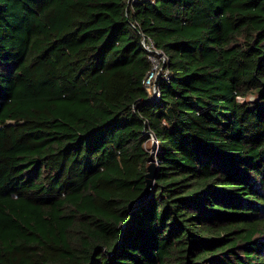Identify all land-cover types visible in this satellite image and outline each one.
<instances>
[{"label": "trees", "instance_id": "1", "mask_svg": "<svg viewBox=\"0 0 264 264\" xmlns=\"http://www.w3.org/2000/svg\"><path fill=\"white\" fill-rule=\"evenodd\" d=\"M0 264H264V0H0Z\"/></svg>", "mask_w": 264, "mask_h": 264}, {"label": "built area", "instance_id": "2", "mask_svg": "<svg viewBox=\"0 0 264 264\" xmlns=\"http://www.w3.org/2000/svg\"><path fill=\"white\" fill-rule=\"evenodd\" d=\"M156 0H128L129 4H135V3H144L149 2L154 4ZM142 46L144 47L145 51L147 52V57L149 61L151 62V71L148 73L146 78L143 81V85L146 89L151 90L152 92H155V80L162 74V76L165 74V72H161L162 68L161 65L166 61L165 56L163 53L159 50H157L152 43L147 42L146 39H142L141 42ZM154 142V141H153Z\"/></svg>", "mask_w": 264, "mask_h": 264}, {"label": "water", "instance_id": "3", "mask_svg": "<svg viewBox=\"0 0 264 264\" xmlns=\"http://www.w3.org/2000/svg\"><path fill=\"white\" fill-rule=\"evenodd\" d=\"M154 172H155V166L153 162L148 163L147 165V172L145 174V188L141 196L134 202L130 204V208L133 207L134 205L140 203L149 193V189L153 183L154 179Z\"/></svg>", "mask_w": 264, "mask_h": 264}, {"label": "rangeland", "instance_id": "4", "mask_svg": "<svg viewBox=\"0 0 264 264\" xmlns=\"http://www.w3.org/2000/svg\"><path fill=\"white\" fill-rule=\"evenodd\" d=\"M153 144V141H151V145Z\"/></svg>", "mask_w": 264, "mask_h": 264}]
</instances>
